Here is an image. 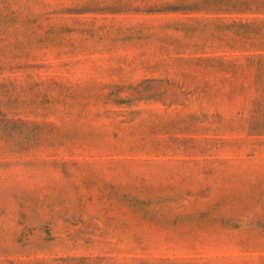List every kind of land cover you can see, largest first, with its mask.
<instances>
[{
	"label": "rangeland",
	"instance_id": "obj_1",
	"mask_svg": "<svg viewBox=\"0 0 264 264\" xmlns=\"http://www.w3.org/2000/svg\"><path fill=\"white\" fill-rule=\"evenodd\" d=\"M0 264H264V0H0Z\"/></svg>",
	"mask_w": 264,
	"mask_h": 264
}]
</instances>
